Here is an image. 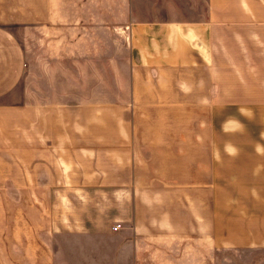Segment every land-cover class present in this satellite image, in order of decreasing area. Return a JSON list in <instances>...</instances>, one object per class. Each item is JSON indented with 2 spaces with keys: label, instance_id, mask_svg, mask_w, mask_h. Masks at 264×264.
<instances>
[{
  "label": "crops",
  "instance_id": "1",
  "mask_svg": "<svg viewBox=\"0 0 264 264\" xmlns=\"http://www.w3.org/2000/svg\"><path fill=\"white\" fill-rule=\"evenodd\" d=\"M19 2L0 14V264H264V0H110L101 54L88 6ZM51 21L32 94L9 27L45 43ZM99 56L105 82L84 74Z\"/></svg>",
  "mask_w": 264,
  "mask_h": 264
},
{
  "label": "rangeland",
  "instance_id": "2",
  "mask_svg": "<svg viewBox=\"0 0 264 264\" xmlns=\"http://www.w3.org/2000/svg\"><path fill=\"white\" fill-rule=\"evenodd\" d=\"M108 2H110V0H28V4L30 5H39V7L42 6H47V4L49 5V3L52 6V9L58 10V5L59 4H65L67 6V11H66V15H67V19H74L75 16V9L76 6H81V7H85L88 6V11L87 12H83V26H87V19H89L92 16V20L96 19L99 22V26H98V30H99V36H100V44L98 45V49L101 53H105L108 50V44H106L105 40L106 36L109 35L111 32L115 33L118 37H120L119 35H122V29L121 28H115L112 31V22L110 21V14L107 12V6H108ZM19 5H21V2H19V0H0V14L4 11H8L9 8L11 7H15L17 8ZM91 8H93L92 12L90 11ZM59 14H61L58 11H51V19L52 21L55 20V17L58 18ZM40 16L41 19H46L45 17L43 18V12L40 11ZM55 16V17H54ZM51 21V22H52ZM51 28L48 29V31L46 30L45 34L39 33L36 29L33 30V33L40 37L39 39L43 38L45 43L41 42V43H35L33 44V40L31 38H28V35L26 33V31L21 32L20 29L16 28V27H9V30H11L17 37L18 39L22 42V46L24 47V50L26 51V72L24 75V79H23V86L24 89L29 92V93H35L34 89L35 87L38 85L40 88L43 87L44 90L47 89L48 90V85L46 83H49L48 77L41 75L42 72L38 67V64H43L44 61L43 60H35L32 56V52L34 51H43L47 46L48 43L53 40L56 39L55 34L57 32L55 31H60L62 29L56 28V27H52L54 26L53 22L50 24ZM51 31V32H50ZM52 33V34H49ZM68 35V34H67ZM52 42V41H51ZM107 59L105 57H101L99 56V59L97 60V63L99 65L97 72L96 71H92L90 66H88L87 68H84V74L88 73H98L100 76V79L106 80V65H107ZM86 77L84 76V83ZM35 84V85H34ZM48 86V87H47ZM105 92V91H103ZM209 197L210 194L208 192H206V206L209 205L207 202L209 201ZM214 264H216L215 262H213Z\"/></svg>",
  "mask_w": 264,
  "mask_h": 264
},
{
  "label": "built area",
  "instance_id": "3",
  "mask_svg": "<svg viewBox=\"0 0 264 264\" xmlns=\"http://www.w3.org/2000/svg\"><path fill=\"white\" fill-rule=\"evenodd\" d=\"M119 228H120V226L117 225L115 228H113V230L116 231V230L119 229Z\"/></svg>",
  "mask_w": 264,
  "mask_h": 264
}]
</instances>
